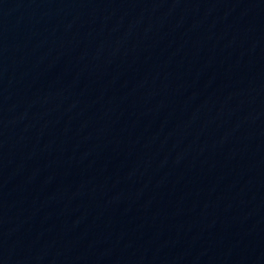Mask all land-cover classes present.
Listing matches in <instances>:
<instances>
[{"label":"water","instance_id":"water-1","mask_svg":"<svg viewBox=\"0 0 264 264\" xmlns=\"http://www.w3.org/2000/svg\"><path fill=\"white\" fill-rule=\"evenodd\" d=\"M0 264H264V0H0Z\"/></svg>","mask_w":264,"mask_h":264}]
</instances>
